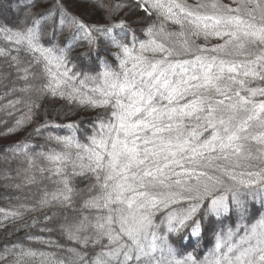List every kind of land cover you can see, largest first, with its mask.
Masks as SVG:
<instances>
[{
    "label": "snow or ice",
    "instance_id": "6c2138e0",
    "mask_svg": "<svg viewBox=\"0 0 264 264\" xmlns=\"http://www.w3.org/2000/svg\"><path fill=\"white\" fill-rule=\"evenodd\" d=\"M84 3L105 22L86 23L64 0H17L15 23H0V100L12 97L0 107L24 109L0 135L35 124L28 136L45 141L4 150L5 163L27 161L15 176L0 171L4 186L36 191L0 208V228L65 241L27 232L5 240L0 264H264V0ZM84 45L99 71L73 63ZM56 98L103 111L56 124L44 109L38 121ZM52 128L69 134L44 136ZM206 226L214 243L203 259L172 242L199 241Z\"/></svg>",
    "mask_w": 264,
    "mask_h": 264
},
{
    "label": "trees",
    "instance_id": "16d2710c",
    "mask_svg": "<svg viewBox=\"0 0 264 264\" xmlns=\"http://www.w3.org/2000/svg\"><path fill=\"white\" fill-rule=\"evenodd\" d=\"M189 3H193L194 0H188ZM225 3H228L229 0H224ZM0 3L5 4V7H8L7 0H0ZM65 6L68 8L70 12L73 14L81 17L86 23H104V13L100 9L87 7L84 3V0H64ZM104 3H109V0H104ZM46 4H41L40 7H46ZM17 7V0H12L11 8L13 9L12 12H9L5 17H0V23H4L5 20L9 23H15V16H16V9ZM124 12H121L116 19H119L120 16H123ZM144 16V13L141 11H137L135 15L128 17L130 21L136 20L139 17ZM142 25H137V27H141ZM67 36V33H65V36L60 37L61 40H64ZM203 41H198V43H202ZM83 43V42H81ZM215 43V41H213ZM104 45L101 43V48L99 51V55L108 59L109 62H113L111 56H107L103 51ZM88 48L86 45L84 46H78L74 48L71 56L73 58V63L77 65L78 68L83 69L84 71H92L97 72L100 70L99 61L96 59L97 52L94 50L91 53V59L88 57L82 55L83 53L88 52ZM3 92V89H0V93ZM7 99H12V97H8ZM7 99L0 100V105L6 104ZM44 108L40 110L41 116L37 117L38 121L42 122L43 119V112L44 109H47L48 111V119L51 121H55L56 124H67L72 121H87L91 118H93L97 112L103 111L102 109H96V110H85L84 108H76L75 105H70L66 101L61 100L59 98H56L55 100L52 99H45L43 102ZM76 108L75 114H69L70 110ZM9 112L12 114L9 115ZM24 113V109L22 106H17L16 110L8 109V108H2L0 107V133L6 132V130L10 127H13L15 124V121L21 117ZM35 127V124L27 125L24 128L17 129L13 133H9L7 135H0V171H3L5 169L9 170L13 176H15V169L19 167H26L27 161L24 160L23 154L17 156L16 159L10 160L8 163H5L3 160V157L5 155L11 156V153H6L4 150L14 143H18L21 141H24L26 138H28V142L30 144H43L44 137H29L28 134L33 130ZM85 128H90L89 125L85 124ZM49 132H52L53 134H59V135H67L69 134L67 129H45L44 130V136H47ZM77 135H80V133H77ZM30 151H35L39 149H29ZM40 161H38L39 163ZM15 182V181H13ZM6 183H10L4 180H0V208L4 209H10L18 205L19 203H28L30 204L32 201L26 200L25 197L31 196L33 192L36 191V186H28L25 187L23 190H17L12 187H5L4 185ZM47 183V181H45ZM75 183L77 187L83 188L88 181L83 177H76ZM16 197H20L19 200L16 199ZM32 215H41V213H35V214H29L25 217V219L30 220ZM5 223L8 225L7 228H0V246H2L5 242V240H17L19 237H24L27 232H31L35 235H44L48 236L51 235L53 239L60 240L61 242H65L61 236H59L58 233H39L38 229H21L20 231H17L15 233L10 234L9 236H6V232H10V230L15 227V225L12 224L11 221H5ZM18 223H23V221H19ZM172 242L174 245L178 248V250L181 253H188L192 252L197 258L203 259L205 255L208 254L209 250L212 248L214 243V237L210 230L207 229V226L205 227V231L202 232L201 238L199 241H197L196 238L189 237L187 240H183L177 237H172ZM25 244H28V241L24 242ZM31 246L33 248H39L43 251H55V249H49L46 248L43 245L37 244L32 242ZM31 264V262H30Z\"/></svg>",
    "mask_w": 264,
    "mask_h": 264
}]
</instances>
